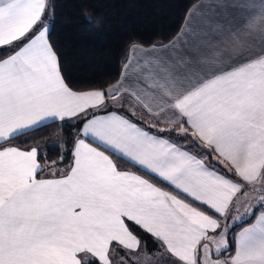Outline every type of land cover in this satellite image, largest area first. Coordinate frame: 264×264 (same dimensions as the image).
<instances>
[{
  "label": "snow or ice",
  "instance_id": "obj_1",
  "mask_svg": "<svg viewBox=\"0 0 264 264\" xmlns=\"http://www.w3.org/2000/svg\"><path fill=\"white\" fill-rule=\"evenodd\" d=\"M235 7L205 50L133 40L114 82L76 85L54 0H0V264H264V0ZM50 123L71 149L42 163L16 141Z\"/></svg>",
  "mask_w": 264,
  "mask_h": 264
},
{
  "label": "trees",
  "instance_id": "obj_2",
  "mask_svg": "<svg viewBox=\"0 0 264 264\" xmlns=\"http://www.w3.org/2000/svg\"><path fill=\"white\" fill-rule=\"evenodd\" d=\"M198 1L54 0L56 9L50 21L51 36L61 49L62 58L67 62L76 85L104 80L114 82L119 77L131 41L149 46L173 40L179 34L190 8ZM85 14L93 18L91 22L85 19ZM61 131L64 148L70 150L68 141H71L74 131L71 124L61 129L60 124L50 123L28 136H22L16 143L24 146L22 141L30 140L32 147L46 146L47 150L42 152L46 154L47 161L41 162L59 161V148L50 144L61 139ZM63 155L64 160L57 165L61 170L66 169L72 160L70 151H65ZM120 163L136 171L125 161ZM146 239L149 245L152 244L150 238Z\"/></svg>",
  "mask_w": 264,
  "mask_h": 264
},
{
  "label": "crops",
  "instance_id": "obj_3",
  "mask_svg": "<svg viewBox=\"0 0 264 264\" xmlns=\"http://www.w3.org/2000/svg\"><path fill=\"white\" fill-rule=\"evenodd\" d=\"M236 3L237 0H199L195 4H202L204 5V7L195 16L189 17V15L187 14L184 24L178 35H180L182 29H185L187 27L188 35L185 37V40L188 42V45L193 48L199 47L202 50H205V45L203 42L210 41L213 38L214 29L217 25L227 28L240 22L241 14L245 10L235 7ZM205 33H207V35H205ZM177 36L174 39H176ZM162 43L168 44L169 42ZM180 47L183 48L185 47V45L181 44ZM257 50H259V41H257ZM137 55L142 56L143 54L138 53ZM128 71L130 73V77L135 76V65L130 66ZM140 115L142 116L141 113L137 114L138 117ZM46 174L47 173L45 172L42 175ZM151 245L152 244H150L149 246L151 247Z\"/></svg>",
  "mask_w": 264,
  "mask_h": 264
},
{
  "label": "rangeland",
  "instance_id": "obj_4",
  "mask_svg": "<svg viewBox=\"0 0 264 264\" xmlns=\"http://www.w3.org/2000/svg\"><path fill=\"white\" fill-rule=\"evenodd\" d=\"M139 117H142L141 115ZM147 123L151 124L152 121L151 120H147ZM53 143L51 142L50 145H52ZM40 149H42V151L44 152V150L46 151L47 150V147L46 146H39ZM64 170V169H63ZM241 211H243V208L241 209ZM231 235V232H229V236ZM230 243V241H229ZM154 247L153 245H151L150 248ZM153 259H155V257H153Z\"/></svg>",
  "mask_w": 264,
  "mask_h": 264
}]
</instances>
